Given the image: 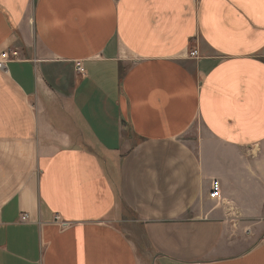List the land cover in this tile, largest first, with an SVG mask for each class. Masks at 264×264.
<instances>
[{"label":"crops","instance_id":"0c3cea01","mask_svg":"<svg viewBox=\"0 0 264 264\" xmlns=\"http://www.w3.org/2000/svg\"><path fill=\"white\" fill-rule=\"evenodd\" d=\"M4 50L0 264H264V0H0Z\"/></svg>","mask_w":264,"mask_h":264},{"label":"built area","instance_id":"2783aa9c","mask_svg":"<svg viewBox=\"0 0 264 264\" xmlns=\"http://www.w3.org/2000/svg\"><path fill=\"white\" fill-rule=\"evenodd\" d=\"M199 50L197 48H192L190 51V57H199ZM19 56L18 50L10 52L8 50H4L0 54V71L6 72L8 70V64L12 60L16 59ZM76 71L80 72L81 74H85L86 70L83 66L82 61H76L75 63ZM209 197L213 200H219L222 197L221 185L217 179H213L211 182V188L209 192ZM23 219L26 220L27 216L24 215Z\"/></svg>","mask_w":264,"mask_h":264},{"label":"rangeland","instance_id":"374dc122","mask_svg":"<svg viewBox=\"0 0 264 264\" xmlns=\"http://www.w3.org/2000/svg\"><path fill=\"white\" fill-rule=\"evenodd\" d=\"M125 214V218L126 220L128 221L125 226H126V229L129 233H132L133 235H136V232H135V227H132V224L135 222L136 218L134 216V214L132 212H130V210H126V212H124ZM124 226V227H125Z\"/></svg>","mask_w":264,"mask_h":264}]
</instances>
